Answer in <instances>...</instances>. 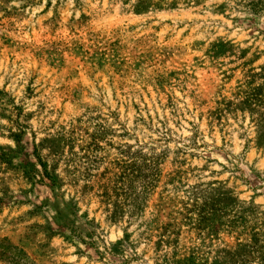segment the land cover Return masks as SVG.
Returning a JSON list of instances; mask_svg holds the SVG:
<instances>
[{"label":"rangeland","instance_id":"rangeland-1","mask_svg":"<svg viewBox=\"0 0 264 264\" xmlns=\"http://www.w3.org/2000/svg\"><path fill=\"white\" fill-rule=\"evenodd\" d=\"M0 238L264 264V0H0Z\"/></svg>","mask_w":264,"mask_h":264},{"label":"trees","instance_id":"trees-1","mask_svg":"<svg viewBox=\"0 0 264 264\" xmlns=\"http://www.w3.org/2000/svg\"><path fill=\"white\" fill-rule=\"evenodd\" d=\"M0 260L8 264H30L25 252L7 238H0Z\"/></svg>","mask_w":264,"mask_h":264}]
</instances>
